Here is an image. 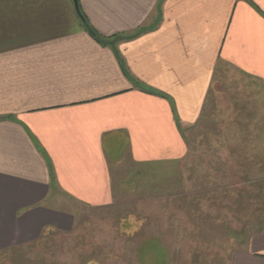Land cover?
I'll return each mask as SVG.
<instances>
[{"label": "crops", "instance_id": "0c3cea01", "mask_svg": "<svg viewBox=\"0 0 264 264\" xmlns=\"http://www.w3.org/2000/svg\"><path fill=\"white\" fill-rule=\"evenodd\" d=\"M78 6L0 0V253L73 230L79 205L114 202L117 165L183 161L211 123L260 197L213 264H264V0Z\"/></svg>", "mask_w": 264, "mask_h": 264}, {"label": "rangeland", "instance_id": "374dc122", "mask_svg": "<svg viewBox=\"0 0 264 264\" xmlns=\"http://www.w3.org/2000/svg\"><path fill=\"white\" fill-rule=\"evenodd\" d=\"M213 128L210 123L188 131L190 154L178 163L117 165L111 205H79L73 230L49 232L31 246L0 253V264L226 260L253 229L260 197L257 186L245 188L244 171L235 163L237 158L243 168L242 157L230 164L218 154L230 143L214 141Z\"/></svg>", "mask_w": 264, "mask_h": 264}, {"label": "trees", "instance_id": "16d2710c", "mask_svg": "<svg viewBox=\"0 0 264 264\" xmlns=\"http://www.w3.org/2000/svg\"><path fill=\"white\" fill-rule=\"evenodd\" d=\"M82 19L84 21L85 26L88 28V30L97 38L104 40L103 37H101L92 27L91 25L87 22L85 16L82 15Z\"/></svg>", "mask_w": 264, "mask_h": 264}, {"label": "water", "instance_id": "95a60500", "mask_svg": "<svg viewBox=\"0 0 264 264\" xmlns=\"http://www.w3.org/2000/svg\"><path fill=\"white\" fill-rule=\"evenodd\" d=\"M74 1H75V4H76V7L79 9L78 0H74Z\"/></svg>", "mask_w": 264, "mask_h": 264}]
</instances>
